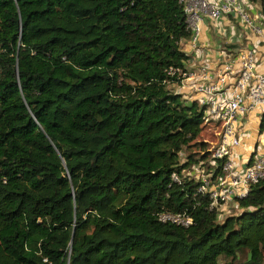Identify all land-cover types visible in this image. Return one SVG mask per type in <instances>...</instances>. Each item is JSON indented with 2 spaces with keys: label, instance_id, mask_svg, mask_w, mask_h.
<instances>
[{
  "label": "trees",
  "instance_id": "obj_1",
  "mask_svg": "<svg viewBox=\"0 0 264 264\" xmlns=\"http://www.w3.org/2000/svg\"><path fill=\"white\" fill-rule=\"evenodd\" d=\"M190 35L178 0H0V264H264V179L220 220L188 173L226 161L168 86Z\"/></svg>",
  "mask_w": 264,
  "mask_h": 264
},
{
  "label": "built area",
  "instance_id": "obj_2",
  "mask_svg": "<svg viewBox=\"0 0 264 264\" xmlns=\"http://www.w3.org/2000/svg\"><path fill=\"white\" fill-rule=\"evenodd\" d=\"M185 14V22L190 30V41L196 48L204 18L216 20L221 16L233 17L244 31L261 35L264 48V32L258 17L254 18L240 0H178ZM197 53L204 54V48H196ZM257 57L252 49L238 51L235 55L222 60L216 69L201 63L191 68H173L168 75H176L179 85L187 88L191 99L197 100L204 108L205 124H213L217 140L213 144L212 160L226 157L219 175L211 178L201 174L197 191L207 194L209 208L224 214L229 202L247 194L249 186L264 179V149L254 152L251 162L243 168L236 166L231 158L232 149L239 145L244 121L243 116L254 110L264 109V73L257 71ZM185 96L187 94L185 93ZM203 172V169L200 167ZM193 176V175H192ZM174 180L178 177L172 174ZM194 177V176H193ZM161 222H170L180 226L192 224V218L183 212H161Z\"/></svg>",
  "mask_w": 264,
  "mask_h": 264
},
{
  "label": "crops",
  "instance_id": "obj_3",
  "mask_svg": "<svg viewBox=\"0 0 264 264\" xmlns=\"http://www.w3.org/2000/svg\"><path fill=\"white\" fill-rule=\"evenodd\" d=\"M240 1L254 18L258 17V22H260L264 32V14L261 12L260 2H252L251 0ZM179 44L181 49L189 55V59L185 62V68L199 66L201 63H204L208 67L216 69L222 60L228 58L230 55H235L240 50L248 48L254 50L256 54L257 71L264 73V48L261 35L244 31L240 24L231 16H221L216 20L207 18L202 20L196 48H204V54L197 53L196 48L192 46L190 38L181 40ZM174 91L176 93L184 91L187 96H182L183 99L193 100L189 97L186 87ZM263 111L264 109L254 110L247 114L248 116L242 117L244 124L240 132L241 144L239 143V145L234 147L231 154L234 164L239 168H243L249 163L254 152H261L264 149V143L262 144L263 147L258 146L261 141H256L254 145L250 144L252 130L255 126L258 128L260 115ZM258 136L262 137L261 140H264V131L260 133L258 130ZM223 209L225 208L223 207Z\"/></svg>",
  "mask_w": 264,
  "mask_h": 264
},
{
  "label": "rangeland",
  "instance_id": "obj_4",
  "mask_svg": "<svg viewBox=\"0 0 264 264\" xmlns=\"http://www.w3.org/2000/svg\"><path fill=\"white\" fill-rule=\"evenodd\" d=\"M201 27V25H200ZM169 88L171 90H180V89H183V86L179 85V84H169L168 85ZM182 96L185 95V92L183 91L182 93H180ZM190 97V96H189ZM248 116V115H247ZM218 129L213 125V124H205L202 128V131H201V134L198 138V140H200L201 142H205L207 148L211 149L213 144L216 142L217 140V136H216V131ZM258 130H259V123H258V128L255 126L254 129L252 130V139L250 140V144L251 145H254V143L256 141H261L258 146L260 147H263L262 144L264 143V140H261L262 137H259L258 136ZM263 133V132H262ZM238 139H239V143L241 144V137L240 135L238 136ZM259 148V147H258ZM194 150H197V149H194ZM204 152H202L203 154ZM233 160V159H232ZM206 167V164L204 165L203 168ZM189 174H192L194 177L198 178L201 174H205V172L200 169V166H194L192 168V170L190 172H188ZM225 211H224V214H233L235 212H237L239 209H238V206H237V203L236 202H229L225 207ZM225 216L222 214L219 219H223ZM246 257V252L245 251H242L241 253H239V260H244ZM229 259H225V258H220L219 260V264H229L228 263Z\"/></svg>",
  "mask_w": 264,
  "mask_h": 264
}]
</instances>
